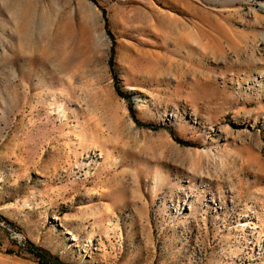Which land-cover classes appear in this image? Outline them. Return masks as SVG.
Here are the masks:
<instances>
[{"label":"rangeland","instance_id":"rangeland-1","mask_svg":"<svg viewBox=\"0 0 264 264\" xmlns=\"http://www.w3.org/2000/svg\"><path fill=\"white\" fill-rule=\"evenodd\" d=\"M264 264V0H0V264Z\"/></svg>","mask_w":264,"mask_h":264},{"label":"trees","instance_id":"trees-1","mask_svg":"<svg viewBox=\"0 0 264 264\" xmlns=\"http://www.w3.org/2000/svg\"><path fill=\"white\" fill-rule=\"evenodd\" d=\"M26 249L32 253L36 258L38 259L40 264H65L62 261H60L56 256H53L42 249L35 248L30 243H25Z\"/></svg>","mask_w":264,"mask_h":264}]
</instances>
